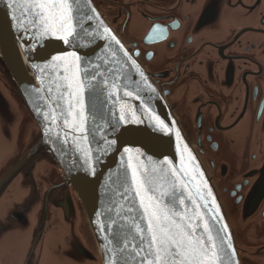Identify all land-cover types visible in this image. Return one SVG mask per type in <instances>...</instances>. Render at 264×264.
Returning <instances> with one entry per match:
<instances>
[{
	"label": "flooded vegetation",
	"instance_id": "flooded-vegetation-1",
	"mask_svg": "<svg viewBox=\"0 0 264 264\" xmlns=\"http://www.w3.org/2000/svg\"><path fill=\"white\" fill-rule=\"evenodd\" d=\"M92 2L138 48L140 64L207 157L238 244L257 251L241 255L242 264H264V0ZM0 74L28 109L2 58ZM41 139L22 126L17 150L0 164V264H42L50 254L55 261L71 253L75 231L98 256L81 203Z\"/></svg>",
	"mask_w": 264,
	"mask_h": 264
},
{
	"label": "water",
	"instance_id": "water-1",
	"mask_svg": "<svg viewBox=\"0 0 264 264\" xmlns=\"http://www.w3.org/2000/svg\"><path fill=\"white\" fill-rule=\"evenodd\" d=\"M81 7L85 13L93 16L91 21L85 23V28L99 35L93 36L83 31L72 43L65 44L50 36L36 39L31 32H18L17 21L9 14L5 4L0 3V58L29 109L24 108L12 95L7 78L0 74V164L17 150L22 126L28 132L41 133L40 145L54 155L69 191L79 199L98 252V256L94 255L75 231L77 244L71 247V253L67 255V250L55 261L50 254L52 259L47 257L42 264H123L122 259L117 260L116 254L110 250L109 233L102 229L115 219L117 223L113 227L118 226L122 235L128 234V227L123 223L124 217L117 213L124 212L121 206L127 203L121 199L119 192L122 191L123 173L130 156L142 168L155 165L163 166L166 170L173 167L186 169L181 175L193 185V190L198 185L207 199L208 207L206 210L201 209L202 215L210 221L211 214L217 213L213 234L216 228H220L221 235L232 245L230 248L225 245L221 250L218 264H242L241 255H252L257 251L238 244L229 215L208 174L209 161L201 147L185 135L179 120L159 91L157 77L140 64L138 48L124 41L113 22L96 8L92 0H86ZM92 8L95 13L91 11ZM15 15L19 17L20 11ZM101 21L121 42L128 56L119 50L120 45L110 38H103L107 34L99 26ZM73 51L90 69L100 73L98 79L102 80L105 91L96 101V123L89 121L92 129L102 126L94 137H90L91 143L83 138L73 139L69 136L72 146L65 147L55 139L58 129L53 127L49 130L48 122L42 113L38 114V109L49 113L52 111L51 108H45L42 99L51 83L49 73H52L53 79L56 78V72L49 67L51 56ZM113 79L119 87L111 86ZM42 88L44 92L39 91ZM109 91L111 96L108 95ZM122 111L128 114L127 121H119ZM109 123L113 127H109ZM59 130L63 135L62 123ZM46 131L48 135H45ZM177 132L180 133L179 137ZM107 141H115V144ZM126 149L130 151L126 152ZM85 154H90L88 163H85ZM93 166L94 174L91 171ZM128 174L130 176V171ZM136 207L139 210L138 199ZM109 208H113V211L109 212ZM63 211L67 228L73 229V211L66 206ZM224 225L227 226V232L222 231Z\"/></svg>",
	"mask_w": 264,
	"mask_h": 264
},
{
	"label": "snow or ice",
	"instance_id": "snow-or-ice-1",
	"mask_svg": "<svg viewBox=\"0 0 264 264\" xmlns=\"http://www.w3.org/2000/svg\"><path fill=\"white\" fill-rule=\"evenodd\" d=\"M0 3L5 4L9 14L17 21V31L31 32L36 39L50 36L70 44L83 31H88L89 35H99L85 28V23L93 19L81 7L86 0H0ZM18 10L19 17L15 15ZM91 11L95 13L94 8ZM96 18L100 19L98 14ZM99 26L107 34L103 38H110L120 45L119 50L128 56L121 42L109 28L103 26L102 21ZM51 61L49 67L56 72V78L53 79L52 73H49L51 83L42 99L45 108H51L52 111L49 113L38 109V114H43L49 130L53 127L58 129L55 139L65 147L72 146L69 136L73 139L83 138L90 144V137H94L102 127H89V121L96 123V101L105 91L102 80L98 79L100 73L90 69L74 51L52 55ZM111 86L119 87L115 79ZM39 91L45 90L42 88ZM108 95L112 93L109 91ZM127 119L128 114L122 111L119 121ZM61 123L64 126L63 135L59 130ZM109 127H113V124L109 123ZM48 134L46 131L45 135ZM177 136H180L179 132ZM107 142L115 144V141ZM84 160L88 163L90 154H85ZM91 171L95 173L94 166ZM181 172H186V169L173 167L166 170L163 166L155 165L142 168L129 157L121 182L122 191L119 192L121 199L127 203L121 206L124 212L117 213L124 217L123 223L128 227V234L122 235L118 226L113 227L117 223L115 219L102 229L109 233L108 246L116 254L117 260L122 259L123 264H218L224 246L232 247L221 235L220 228H216L213 234L217 213L211 214L210 221L202 215L201 209L206 210L208 207L207 199L198 185L193 190V185ZM137 199L139 210L136 207ZM111 211L113 208H109ZM222 231L227 232L226 225Z\"/></svg>",
	"mask_w": 264,
	"mask_h": 264
}]
</instances>
